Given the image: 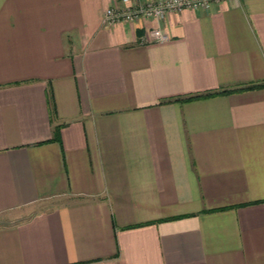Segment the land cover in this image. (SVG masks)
I'll list each match as a JSON object with an SVG mask.
<instances>
[{
	"label": "crops",
	"instance_id": "obj_1",
	"mask_svg": "<svg viewBox=\"0 0 264 264\" xmlns=\"http://www.w3.org/2000/svg\"><path fill=\"white\" fill-rule=\"evenodd\" d=\"M119 4L0 0V264H264V0Z\"/></svg>",
	"mask_w": 264,
	"mask_h": 264
},
{
	"label": "built area",
	"instance_id": "obj_2",
	"mask_svg": "<svg viewBox=\"0 0 264 264\" xmlns=\"http://www.w3.org/2000/svg\"><path fill=\"white\" fill-rule=\"evenodd\" d=\"M239 0H120V4L105 12V24L113 27L118 23L133 24L142 20L164 22L171 14L185 11H209L214 5ZM149 40L154 43H166L168 35L161 29H152Z\"/></svg>",
	"mask_w": 264,
	"mask_h": 264
},
{
	"label": "trees",
	"instance_id": "obj_3",
	"mask_svg": "<svg viewBox=\"0 0 264 264\" xmlns=\"http://www.w3.org/2000/svg\"><path fill=\"white\" fill-rule=\"evenodd\" d=\"M261 86H250V87H246V88H242L241 90H237V91H247V90H251L253 88H259ZM234 91H225V92H211V93H207V94H201V95H195V96H191V97H188V98H178V99H174V100H168V101H165L164 103H173V102H189V101H195V100H200V99H206V98H209V97H214V96H217V95H220V94H226V93H232ZM59 131L58 129L56 130L55 132V138L58 139V134Z\"/></svg>",
	"mask_w": 264,
	"mask_h": 264
},
{
	"label": "rangeland",
	"instance_id": "obj_4",
	"mask_svg": "<svg viewBox=\"0 0 264 264\" xmlns=\"http://www.w3.org/2000/svg\"><path fill=\"white\" fill-rule=\"evenodd\" d=\"M46 208H41L40 211L45 210ZM16 214V215H15ZM14 215H7V216H1L0 217V227L3 225H12L14 223H18L22 221L23 219H26L28 217V214L26 213H20L17 212Z\"/></svg>",
	"mask_w": 264,
	"mask_h": 264
}]
</instances>
